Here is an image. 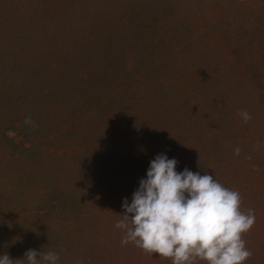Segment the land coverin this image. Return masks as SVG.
Wrapping results in <instances>:
<instances>
[{
    "label": "rangeland",
    "instance_id": "1",
    "mask_svg": "<svg viewBox=\"0 0 264 264\" xmlns=\"http://www.w3.org/2000/svg\"><path fill=\"white\" fill-rule=\"evenodd\" d=\"M14 5L21 6L16 17ZM262 11L264 0H0V38L7 41L0 43L2 56L17 42L23 24H28V36L34 39L56 32L60 24L71 41L81 42L89 36L100 41L98 46L78 43L69 48L64 42L55 44L56 54L61 55L57 67L49 66L47 72L37 61H19L12 53L0 59V71L9 67L7 73L14 74L20 67L29 68L28 80L34 87L30 84L28 94L38 95L40 87L54 79L61 82L71 77L78 86L76 110H65L68 106L63 100L55 107L44 100L40 111L47 112V121L53 124L32 119L40 133L44 129L61 132L63 145L73 142L76 146L73 152L59 159L58 141L41 140L35 143L42 152L39 159L33 152L22 153L24 162L13 159L17 146L29 145L32 136L24 120L23 129L6 127V137H0V155L5 153L0 159V201L17 198L24 203L12 209L0 203V255L22 259L33 249L59 253L58 264H75L78 258L83 264H109V257L99 260L95 254L99 252L96 237H104L108 244L110 238L119 248L125 246L111 238L122 233L115 227L123 212L122 201L127 198L130 203L135 186L146 177L147 155L158 147L166 151L158 142L169 135L173 142L180 132L189 139L184 143L177 139L170 155L164 154L175 158L178 167L186 166L192 172L200 169L240 193L241 210H255L254 225L242 234L254 252L244 264H264L260 253L264 243ZM29 50L35 53L32 45ZM127 56L132 65L120 63ZM118 78L129 83L126 91L116 89ZM136 100L160 121L157 135L146 137L130 130L135 121L127 115ZM241 109L252 117L247 123L239 115ZM177 115L182 119L178 131L173 129ZM118 149L136 154H128L132 166L122 167L130 161L124 157L113 171L109 161ZM55 161L61 165L62 181L50 174ZM23 164L44 169L42 178L21 169ZM23 178L42 190L26 191ZM10 215L17 221L2 219ZM125 248L129 253L113 258V264H144L140 256L131 254L135 248Z\"/></svg>",
    "mask_w": 264,
    "mask_h": 264
},
{
    "label": "clouds",
    "instance_id": "2",
    "mask_svg": "<svg viewBox=\"0 0 264 264\" xmlns=\"http://www.w3.org/2000/svg\"><path fill=\"white\" fill-rule=\"evenodd\" d=\"M239 115L247 123L250 113ZM24 124L35 127L31 117ZM239 154V149L235 150ZM178 161L157 154L146 177L122 201V214L115 227L122 230L121 245L133 243L143 251L171 258L172 264H244L252 252L242 234L255 223V210H241V196L207 172L201 175L187 168L177 172ZM59 253L29 249L22 259L0 255V264H58ZM75 264H83L77 259Z\"/></svg>",
    "mask_w": 264,
    "mask_h": 264
},
{
    "label": "trees",
    "instance_id": "3",
    "mask_svg": "<svg viewBox=\"0 0 264 264\" xmlns=\"http://www.w3.org/2000/svg\"><path fill=\"white\" fill-rule=\"evenodd\" d=\"M258 2V0H255V2ZM19 5H14L15 10L13 11V15L14 17L17 16V10H20ZM21 11L24 13V11L21 9ZM2 14V13H1ZM0 14V16L2 17V15ZM25 14V13H24ZM259 16H261L262 18H264V12H260ZM259 16H256L257 18H259ZM3 20V19H2ZM28 24L25 25L23 24L22 30L20 31V34H18L17 36V42L14 43V46H10L4 53V56H2L0 54V59L3 60L4 58L8 57L11 53L12 55L15 54V56H19V61H22L24 59V61H37L40 66H42L44 69V71L48 70L49 66H55L57 67L59 61H57V57L60 58V55L56 54V50L54 49L58 43H65L66 46L69 48L71 45H74L76 47V45H79L78 43H87V44H91L94 46H98L99 42L98 40H96L95 38H93L92 36L87 37L86 40L81 41V42H77V41H71V37L70 34L67 37L66 36V28L60 24H57V26L55 27V31L53 33H50L49 35H45V36H41V37H37V39L31 38L28 36ZM53 36V37H52ZM54 39V41L52 42L51 39ZM3 38H0V43H6L7 41L2 40ZM77 38H75L74 40H76ZM262 40V39H261ZM56 44V46H55ZM32 45L35 48V53L31 52L29 50V46ZM16 46V47H15ZM21 46V47H20ZM22 50V54L21 51ZM62 53V52H61ZM22 56V57H21ZM11 57V56H9ZM21 57V58H20ZM46 57V59H45ZM31 63V62H29ZM120 63L123 64H130L132 65L133 61L130 57H126L125 59H121ZM9 67H7L6 69H8ZM6 69L4 68V71H0V137H6L5 135V129L6 127H12L15 125V127L17 126L18 128L24 127L23 124V120H25L26 117H31V119H33L34 121H45L48 124H53L51 122L47 121V117L46 114L47 112H45L44 110L40 111V107L41 104L44 103V100L48 101L50 104H52L54 107L56 105H59L58 102L63 100V104L67 105L68 107L65 108V110H76L75 104L76 101L78 100V97L76 96V90L78 89V86L75 85L72 81H71V77L62 79L61 82H64V85L59 82V80H53L50 81L46 86H42L39 89V93L32 95V93L28 94L26 93L27 88H29L30 84V88L34 87V84L28 80V76L29 71L27 67H20L17 70H15L14 74H12L13 71H11L10 73H7ZM130 69V68H129ZM40 73H42V70H39ZM83 72V71H82ZM82 72L77 73V78L82 76ZM84 77L86 76L87 72L84 71ZM126 72V71H125ZM35 76V75H34ZM43 76V74H42ZM74 77V76H73ZM35 78H38L37 76H35ZM50 79H52V77H49ZM76 78V77H75ZM123 79V78H121ZM120 78L117 79L118 82V88H116L118 90V92H122V91H126L127 87L129 85V83H125V81H122ZM41 79H38V81H40ZM126 84V85H125ZM23 89V90H21ZM29 91V90H28ZM24 92V93H21ZM30 92V91H29ZM74 96V100H72V97ZM65 98V99H64ZM67 99V100H66ZM197 100V99H195ZM52 101V103H51ZM40 106V107H39ZM87 109V107L85 108ZM84 109V110H85ZM147 109V108H146ZM112 111V110H110ZM40 112V113H39ZM39 113V115H38ZM150 114H152V111H145V108L141 105V103L136 100V103L133 104V110H129L128 113V117L129 119L134 120V126L130 129L134 132L138 131L141 134H145L146 137H150L152 135H157L156 130H158V128L161 126V123L159 120H157V118H152L154 116H149ZM34 116V117H33ZM46 116V117H44ZM110 116V115H109ZM113 117V116H112ZM175 118V123H174V127L173 129H176V131H178V129L176 128L178 126V124H180V122H182V119L177 115ZM56 119V118H55ZM177 124V125H176ZM188 123L185 122L184 127L187 126ZM38 128L32 127L29 130L30 134L33 136H31V138L28 141L29 145H25V146H17L18 149V153L12 157L13 159H20L21 162H24L26 157L22 156V153H37V158H40L39 153L41 152V149H37L35 148V143L37 141H44L47 143L50 142H57V148L58 150L61 149L62 151L58 152L59 154V159L60 156H63L67 153L73 152L76 149V146L74 145V143L72 142L71 144L68 145H63L62 140L60 137L61 136V132H54L52 129L49 130H42V133H40L39 131H37ZM190 132V131H189ZM160 133V132H159ZM192 134V133H191ZM250 134V133H249ZM248 135V133H247ZM171 136V135H169ZM169 136H166L164 142H158V143H163L166 146V151L160 147L154 149L152 151V153L150 152L149 155H147V158H145L146 162H149L152 160V156H156L157 154L160 153H166L168 155H170V149H171V145L172 143H177V139H180V143H184L186 142L185 139H189V136L186 133H180L177 132L175 134V137L173 138V142H170V139L168 138ZM13 144H18L17 142H13ZM59 145V146H58ZM147 146H149V144L146 143ZM70 146V147H69ZM33 150V151H32ZM35 150V152H34ZM28 151V152H26ZM11 154V153H10ZM128 154H132V156L134 157V155L136 154V152H132V153H128L126 150L123 149H118L116 151H114L111 155L114 156V160L109 161V165L112 166V170L114 171L116 169V166L118 167V162L122 160V158L127 157L128 160L127 161V165H123L122 163V167L124 166H132L133 162L132 159H129V157H131V155ZM3 155L5 156V153H3ZM44 157H46V154H43ZM4 156L0 155V159H2ZM48 156V155H47ZM24 158V159H23ZM111 158V157H109ZM154 158V157H153ZM47 159H43L45 165L48 163ZM257 163L261 166V162L257 159L256 160ZM58 162V163H57ZM55 161L53 168H55L53 171H51L50 174H52L54 178H58L59 180H63V172L61 171L60 167V163L59 161ZM125 163V162H124ZM21 169L24 167V170H29L32 172V174H36L34 175V177L36 179L38 178H42V174L44 169H39V167H35V170H33L30 167H27L25 164L20 166ZM50 168V166H49ZM127 168V167H124ZM186 168V166L183 167H178V165L176 166V171L180 172L183 171V169ZM51 169V168H50ZM180 170V171H179ZM27 172V171H26ZM198 172L200 174H203L204 171H200V169L198 170ZM25 173V172H24ZM23 172L21 174H24ZM47 171L45 172V174L43 175L44 178H47ZM24 181L22 182V186L25 188L26 191L28 190H33V187L36 188L39 192L42 190L41 186H36V183H28L27 179L23 178ZM22 179V180H23ZM139 186V184H137L135 187V190L137 189V187ZM134 190V191H135ZM132 191V193L134 192ZM38 198H40V195L38 194ZM114 198L119 202V197L117 194L114 195ZM27 199L26 196H24V200ZM29 202V201H28ZM1 204H3V206H5L4 208L6 209H12L13 206H19L22 201L21 199H17V198H13L10 200H6V199H1L0 201ZM120 203V202H119ZM24 204V203H22ZM28 205L34 206L33 203L29 202ZM11 212V211H10ZM14 212V211H13ZM19 214V213H18ZM14 215V214H13ZM10 215V217H3L2 219H10L14 222H16V218ZM16 217H19L20 215H15ZM15 219V220H14ZM112 239H116V241H119L118 243L120 244L121 238H122V233H119L116 235V233H114V235L111 237ZM97 241H96V248L98 249L99 252L95 253L96 255H99V260H102L101 258L106 256L109 257V264H113L111 261L113 258L115 257H120V255L122 254H128L129 251L126 250V246H130L135 248V251H132L131 254L134 252L135 255L137 254V256H140V258H142L144 264H166V263H172L171 258H164V257H159L158 254L153 253L152 255L150 253H147L145 251H143L142 249L136 247L133 243H128L127 245H125L123 248H119L116 242H111V239L109 238V244L107 242V240H104V237L100 236V237H96ZM246 247L252 252V254H254L252 247L250 244L246 243ZM256 248V246H254ZM124 249V250H122ZM78 252L81 253V257L83 258V253L79 250ZM90 253V251H88V254ZM260 253H263L262 256H264V243L260 245ZM85 258V257H84ZM88 258V257H86ZM108 262V261H107ZM87 263V262H85ZM197 264H204V262L201 261H197Z\"/></svg>",
    "mask_w": 264,
    "mask_h": 264
}]
</instances>
